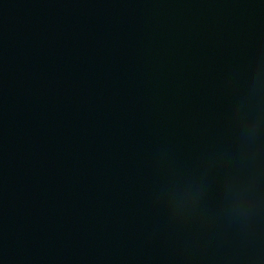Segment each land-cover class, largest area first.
<instances>
[{"label": "water", "instance_id": "obj_1", "mask_svg": "<svg viewBox=\"0 0 264 264\" xmlns=\"http://www.w3.org/2000/svg\"><path fill=\"white\" fill-rule=\"evenodd\" d=\"M262 74L264 0H0V264H264Z\"/></svg>", "mask_w": 264, "mask_h": 264}, {"label": "clouds", "instance_id": "obj_2", "mask_svg": "<svg viewBox=\"0 0 264 264\" xmlns=\"http://www.w3.org/2000/svg\"><path fill=\"white\" fill-rule=\"evenodd\" d=\"M254 91H258L261 96V115L264 117V74L257 78L254 84ZM257 127L255 122L247 126L243 134V141L245 144H251L255 139Z\"/></svg>", "mask_w": 264, "mask_h": 264}]
</instances>
